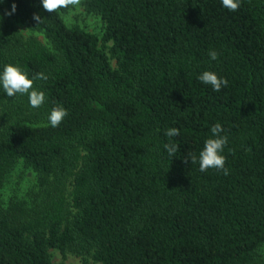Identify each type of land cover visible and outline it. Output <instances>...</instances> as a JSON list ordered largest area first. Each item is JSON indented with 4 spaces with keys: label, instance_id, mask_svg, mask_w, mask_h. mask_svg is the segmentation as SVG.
<instances>
[{
    "label": "trees",
    "instance_id": "trees-1",
    "mask_svg": "<svg viewBox=\"0 0 264 264\" xmlns=\"http://www.w3.org/2000/svg\"><path fill=\"white\" fill-rule=\"evenodd\" d=\"M13 3L7 16L46 43L0 22V74L12 64L48 79L34 81L39 108L0 84V190L18 162L36 176L0 202V264H56L50 249L82 264H264V0L235 12L221 0H82L100 38L65 24L71 6L0 9ZM204 71L227 87L214 92ZM56 106L68 115L53 128ZM216 123L228 175L185 163Z\"/></svg>",
    "mask_w": 264,
    "mask_h": 264
},
{
    "label": "clouds",
    "instance_id": "clouds-1",
    "mask_svg": "<svg viewBox=\"0 0 264 264\" xmlns=\"http://www.w3.org/2000/svg\"><path fill=\"white\" fill-rule=\"evenodd\" d=\"M42 7L48 13H54L62 8L79 7L81 0H41ZM222 5L229 11H237L240 8V0H221ZM16 11V4H12L11 12H5L4 15H12ZM33 19L39 25L42 21L38 14L33 15ZM3 16H0V22H2ZM212 60H217L219 53L215 50H210L208 53ZM48 76L43 72H37L31 79L28 78L26 72H24L19 66L7 64L4 66L2 74H0V84H2L4 92L8 97H15L17 94H27L30 106L32 108H39L45 102L46 97L44 92L35 90L33 85L35 80H47ZM198 80L205 85H210L214 92H219L222 87H227L228 80L226 78L218 77V75L212 71H204ZM68 115L67 109L62 106L54 107L48 120L51 127L55 128L60 125L63 119ZM224 129L220 123H216L211 127V133L213 138H209L205 141L203 149L199 153V157L195 153H189L185 157V163L189 160L191 164L199 162V169L201 172H206L208 169H216L218 172H222L224 175H228V169L225 167L226 157L222 154L225 146L228 143L227 135H221ZM180 132L178 128H169L165 135L169 138L179 136ZM165 150L169 156L175 157L176 152L179 150L177 144L169 143L164 144ZM231 152L232 150L229 149Z\"/></svg>",
    "mask_w": 264,
    "mask_h": 264
},
{
    "label": "rangeland",
    "instance_id": "rangeland-1",
    "mask_svg": "<svg viewBox=\"0 0 264 264\" xmlns=\"http://www.w3.org/2000/svg\"><path fill=\"white\" fill-rule=\"evenodd\" d=\"M4 11L0 9V16H3L4 21H9L13 27L22 34L25 38L33 36L39 41L46 43L43 35L38 32L30 31L22 22L9 18L4 15ZM63 20L67 26H79L85 31L101 37L103 34L104 23L100 16L95 14H89L85 11L82 0L79 7H70L69 10L62 15ZM112 65H115L114 60ZM36 184L35 173L26 168L22 162H18L11 172L8 174L6 182L0 190V202L6 204L12 197L22 198L26 192L33 188ZM51 260L56 264H82V258L73 254H66L63 256L58 250L50 249ZM87 264H100L92 261L90 258Z\"/></svg>",
    "mask_w": 264,
    "mask_h": 264
}]
</instances>
